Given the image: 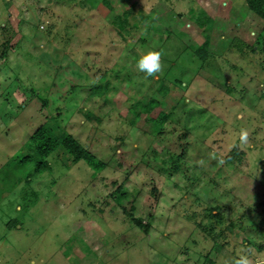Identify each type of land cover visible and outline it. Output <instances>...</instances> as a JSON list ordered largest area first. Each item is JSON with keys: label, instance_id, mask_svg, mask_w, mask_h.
<instances>
[{"label": "rangeland", "instance_id": "rangeland-1", "mask_svg": "<svg viewBox=\"0 0 264 264\" xmlns=\"http://www.w3.org/2000/svg\"><path fill=\"white\" fill-rule=\"evenodd\" d=\"M44 124L105 167L53 152L13 189L0 175V264L264 262V19L246 0H0V168Z\"/></svg>", "mask_w": 264, "mask_h": 264}, {"label": "trees", "instance_id": "trees-1", "mask_svg": "<svg viewBox=\"0 0 264 264\" xmlns=\"http://www.w3.org/2000/svg\"><path fill=\"white\" fill-rule=\"evenodd\" d=\"M246 3L250 10L264 19V0H246ZM117 20L122 22V16H117ZM207 48H209V42L206 41L198 48V51L204 56ZM94 87L98 88L99 85ZM159 103L156 99H150L142 109L148 111ZM167 116L168 114L162 110L152 118L156 125L155 132L159 131V127L164 124ZM25 144L27 152L17 154L0 168V175L5 182L9 183L8 189L15 188L23 177L31 176L34 170H43L46 167V157L53 152L57 153L60 158L64 157L69 166L83 161L95 173L105 167V163L84 147L70 132L66 130L56 132L52 125L40 126Z\"/></svg>", "mask_w": 264, "mask_h": 264}, {"label": "clouds", "instance_id": "clouds-1", "mask_svg": "<svg viewBox=\"0 0 264 264\" xmlns=\"http://www.w3.org/2000/svg\"><path fill=\"white\" fill-rule=\"evenodd\" d=\"M161 56V49L152 48L146 50L136 60L137 70L144 73L146 76L159 73L162 70ZM247 137V130L241 129L239 133L240 142H245ZM231 264H253V260L247 254L240 252L232 258ZM257 264H264V262L258 261Z\"/></svg>", "mask_w": 264, "mask_h": 264}]
</instances>
